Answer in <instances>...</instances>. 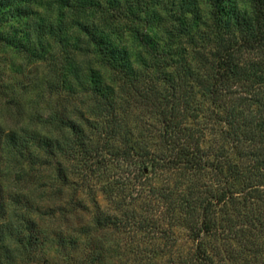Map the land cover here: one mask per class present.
I'll return each instance as SVG.
<instances>
[{
	"label": "clouds",
	"instance_id": "9594fccd",
	"mask_svg": "<svg viewBox=\"0 0 264 264\" xmlns=\"http://www.w3.org/2000/svg\"><path fill=\"white\" fill-rule=\"evenodd\" d=\"M0 264H264V0L0 6Z\"/></svg>",
	"mask_w": 264,
	"mask_h": 264
},
{
	"label": "trees",
	"instance_id": "16d2710c",
	"mask_svg": "<svg viewBox=\"0 0 264 264\" xmlns=\"http://www.w3.org/2000/svg\"><path fill=\"white\" fill-rule=\"evenodd\" d=\"M8 2V0H0V6H3L4 4H6Z\"/></svg>",
	"mask_w": 264,
	"mask_h": 264
}]
</instances>
